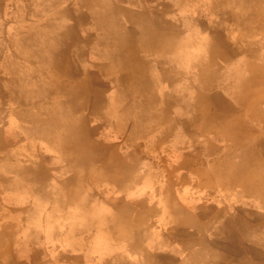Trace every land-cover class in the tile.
<instances>
[{"label": "crops", "instance_id": "crops-1", "mask_svg": "<svg viewBox=\"0 0 264 264\" xmlns=\"http://www.w3.org/2000/svg\"><path fill=\"white\" fill-rule=\"evenodd\" d=\"M128 22L135 35L122 25L114 37L85 41L84 56L92 64L99 56L111 81L117 63L110 87L116 83L118 96L96 139L101 157L93 151V89L79 112L75 96L51 94L43 80L11 84L20 90L6 97L0 233L11 238L21 222L15 247L43 264H206L221 247L222 217H233L231 246L264 253V65L252 52L227 55L202 29L159 28L153 16ZM58 55L55 48V72ZM92 70L86 65L87 76ZM190 108L194 129L175 125L190 120ZM239 200H256L251 211L262 218L247 212L239 223Z\"/></svg>", "mask_w": 264, "mask_h": 264}, {"label": "rangeland", "instance_id": "rangeland-1", "mask_svg": "<svg viewBox=\"0 0 264 264\" xmlns=\"http://www.w3.org/2000/svg\"><path fill=\"white\" fill-rule=\"evenodd\" d=\"M149 16L158 19L159 28L172 27L175 32L196 28L210 32L213 42L222 47L227 55L252 52V58L264 65V0H0V173L5 172L1 170V161L5 159L7 139L6 97L19 93L20 88L11 87L16 79L24 80L27 85L34 81H37V85L40 79L45 82V91H51V94L56 90L63 96H75L77 103L73 106L79 112L87 110L85 95H90L93 89L94 131H99L95 135L93 151L95 158L103 155V147L96 139L101 138L99 129L102 128V113L111 106L109 99L118 96L116 83L110 87L118 81L117 63L114 62L108 72V75H113L111 81L101 72L102 60L99 56L94 55V64L84 56L85 41L86 38L96 41L105 35L114 37L122 25L128 26L130 33L135 35L137 30H134V25L128 19L142 21ZM171 17L174 21H165V18ZM55 48L61 50L62 54L61 59L58 55L62 65V70L58 72L53 67ZM96 48L101 51V45ZM222 60V57H218L220 63L224 62ZM37 63L45 64L46 70L34 69L38 67ZM8 65L26 70L13 72L8 69ZM71 65L75 66L71 68ZM86 65L93 67L90 77L86 75ZM190 67L188 78L192 77L195 81L196 71ZM86 81L92 83L93 87L88 84L87 89ZM38 91L36 87L34 95L30 93V98L38 96ZM61 106L62 111L70 110L69 104L63 103ZM113 106L117 107L116 104ZM189 111L190 120L184 117L173 123L193 130L196 121L191 108ZM80 139L79 135V143ZM113 155L114 151L110 152L111 160L115 158ZM202 156L207 158L206 155ZM2 194L0 192V211L6 207V202L1 199ZM234 208L238 212L239 223L241 214L247 212L252 214H245L246 218L255 221L262 218L261 212L251 211L258 208L256 200H239ZM248 208L251 209L245 210ZM6 218V215H0V221ZM222 220L217 230L219 238L215 242L221 247L216 252L206 254V264H264L261 249L231 246L233 217H222ZM19 224L22 225L21 222ZM20 225L11 226L14 234L9 239L0 233V264H43L35 261L38 253L34 255L35 259H29L28 256H22L21 247H15L16 237L21 232Z\"/></svg>", "mask_w": 264, "mask_h": 264}]
</instances>
